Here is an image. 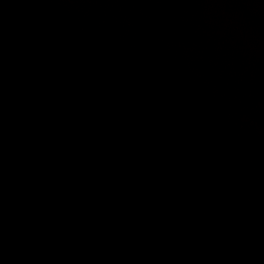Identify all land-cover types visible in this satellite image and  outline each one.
<instances>
[{
	"label": "water",
	"instance_id": "95a60500",
	"mask_svg": "<svg viewBox=\"0 0 264 264\" xmlns=\"http://www.w3.org/2000/svg\"><path fill=\"white\" fill-rule=\"evenodd\" d=\"M0 264H264V0H0Z\"/></svg>",
	"mask_w": 264,
	"mask_h": 264
}]
</instances>
